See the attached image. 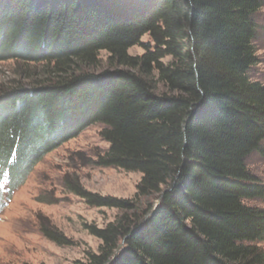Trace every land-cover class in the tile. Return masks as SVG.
<instances>
[{"label":"trees","instance_id":"1","mask_svg":"<svg viewBox=\"0 0 264 264\" xmlns=\"http://www.w3.org/2000/svg\"><path fill=\"white\" fill-rule=\"evenodd\" d=\"M263 3L0 0V62L42 68L0 87V174L22 184L46 154L101 125L108 149L95 165L141 175L132 199L65 178L87 205L120 213L84 225L100 245L72 264H264V209L246 203L264 199L246 165L264 156V84L250 76ZM136 46L143 54L129 55ZM101 52L108 68L87 71ZM145 198L160 203L141 209Z\"/></svg>","mask_w":264,"mask_h":264},{"label":"rangeland","instance_id":"2","mask_svg":"<svg viewBox=\"0 0 264 264\" xmlns=\"http://www.w3.org/2000/svg\"><path fill=\"white\" fill-rule=\"evenodd\" d=\"M254 20L258 64L251 69L250 76L264 84V3ZM148 41V37L142 38L143 44ZM143 52L138 46L128 51L131 56H140ZM107 58L108 55L101 52L98 64L86 70L98 73L107 69ZM24 70L25 66L20 63L0 62V87L17 81L23 83L27 81V75L34 78L42 68L32 65L27 72ZM151 81L155 92H164L159 83L153 78ZM101 130V125L88 127L75 139L46 154L22 184H13L10 170H7V184L5 180L0 183V264H72L84 260L89 252H97L100 241L89 235L84 225L104 228L120 213L115 209L87 205L65 189V178H76L91 193L118 199H132L141 178L139 173L95 165L97 157L108 149L107 143L100 137ZM246 165L249 172L264 184V156L253 153ZM157 201L153 198L141 199L138 206L142 209ZM246 203L264 209V199ZM42 226L55 229L73 244L58 246L52 243L42 235ZM255 245L264 251V240Z\"/></svg>","mask_w":264,"mask_h":264},{"label":"water","instance_id":"3","mask_svg":"<svg viewBox=\"0 0 264 264\" xmlns=\"http://www.w3.org/2000/svg\"><path fill=\"white\" fill-rule=\"evenodd\" d=\"M159 203H160V199L153 205L152 211H154L157 208V206L159 205ZM120 248H121V246L118 247V250L115 252V254H117L120 251Z\"/></svg>","mask_w":264,"mask_h":264}]
</instances>
